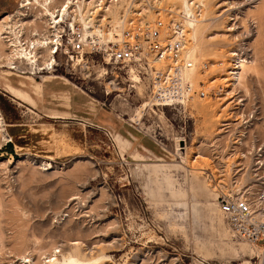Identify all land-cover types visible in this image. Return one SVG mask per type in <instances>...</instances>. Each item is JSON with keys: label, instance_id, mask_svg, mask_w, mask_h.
Listing matches in <instances>:
<instances>
[{"label": "rangeland", "instance_id": "rangeland-1", "mask_svg": "<svg viewBox=\"0 0 264 264\" xmlns=\"http://www.w3.org/2000/svg\"><path fill=\"white\" fill-rule=\"evenodd\" d=\"M179 1L166 4L204 22L183 24L195 88L208 94L186 105L149 107L146 76L132 89L131 67L94 56L34 77L0 59V264H264L216 206L264 143V0H204L200 18ZM20 2L0 0V21ZM238 58L249 63L240 82L227 76ZM5 71L35 108L4 90Z\"/></svg>", "mask_w": 264, "mask_h": 264}, {"label": "bare ground", "instance_id": "bare-ground-1", "mask_svg": "<svg viewBox=\"0 0 264 264\" xmlns=\"http://www.w3.org/2000/svg\"><path fill=\"white\" fill-rule=\"evenodd\" d=\"M203 1L204 0H189V1L181 0L179 2L181 3L182 9H185L190 14L193 11L192 13L195 15V17L200 18L201 17L200 12L201 13L203 12ZM243 1L241 2V4L243 3ZM247 1H251V0H247ZM38 2H40V4H38ZM166 2L167 0H112V2L108 4V2L106 3L103 0H21L19 4V10L15 14L8 15L7 17H5L4 19L0 21V59L7 61L6 66L9 67L8 70L19 71L21 72L20 73L21 75L28 74L29 76L34 77V75L36 74V70H41L42 72L45 71L47 75H51L52 72L54 71V66L56 62L55 57L52 54L54 52V49L56 48L57 42L59 41L58 38L61 35L62 30L64 29L63 28L64 24H66L67 26L69 25L72 27L75 34L80 35V39L85 44L79 56L73 60V63L71 65H77L82 68V66L89 64L90 61H93V56H94L98 58L101 62H103V64H105L106 66L108 65L120 66L121 68L131 67L129 80H131L133 84L135 83V85L130 86V88L132 89L136 88L137 85L141 84L142 78H144L145 76L147 77V79L150 81V84H151L150 76L152 75L154 69L170 70V69H173L174 67L181 69L182 68L181 62L182 61L185 62L186 66L184 69H182L181 76L184 79V81L191 84L192 90H193V91H187L184 95L185 100H183V105H186L188 102L192 101L196 97L197 98L199 97L195 94V92L198 91V89L195 88L196 84L194 83L192 79L193 77H197V72L193 69L194 62L191 59L192 56H189V53L187 51V48H189L190 46L188 47L186 46L187 44L186 35L189 31L186 32L183 24L185 20L187 21V23H189L187 25L188 27L189 25H191V23H196V25H199L200 23L202 24L204 22L198 23L200 20L193 21L191 19H187L186 17L188 15L182 12L180 8L172 4H166ZM250 4L251 3H249V5ZM231 5L232 4H230L229 7H231ZM37 7L39 9V12L34 14L35 19L33 20L27 19L28 13L34 12ZM237 7L235 6V8L233 7L232 8L236 9ZM31 8L33 9V11H31ZM229 11L230 10H228L227 12L228 14H229ZM170 13H174L177 15L176 17H172L169 15ZM263 13H264V9L262 11V14ZM224 14L221 15V17H223ZM236 19L237 18H235L234 16V20ZM138 20L141 21L140 25H145L146 23H153L157 20H161L165 22V24H169V23L173 24L175 22H179L183 29V38L181 40L182 41V51L180 53L179 59L176 61H171L169 59L159 60L153 57L151 58L149 56H144L145 62L149 66V67H146L143 61V53H141L140 54L141 56L139 57H136L137 55L134 56L136 57L134 60L132 61L129 60L125 62L109 61L107 57H102L100 55L98 56L90 55L91 53L89 52H92V48L90 45L87 44L88 43L87 40L84 41L85 38L92 37L94 40L100 41L104 44L109 43V41L114 42L115 35L122 37V34L124 31H130L132 33L136 27V22ZM131 21H134V24L130 25ZM37 22L41 24L42 31H39L38 28L32 29L30 31L29 37H25L24 36L25 26L26 25L31 26L32 23H37ZM97 23L103 27L102 30H99L98 28L99 26H97L98 25ZM104 28L108 29L109 33L103 32ZM174 36L175 35L168 37V38H163L162 42L163 43L169 42L173 44L179 39L178 36L176 37ZM170 38H173V39H170ZM192 39H194L193 36H192ZM107 48L109 49L108 46ZM1 51L2 53L5 52L4 56L2 55ZM40 51L47 53V55L43 56L41 54L42 56H40L39 55ZM82 52H85V53H82ZM84 54H86V57H84ZM194 55L195 54H193V56ZM236 57H239V56L234 52L230 55L231 59H234ZM238 60L233 66L231 65L230 71L227 72L228 74L227 73L226 74L227 76L228 75L234 76V77L238 76L236 79L238 82H240L243 79V73L245 72L246 69H248L247 64L249 63L243 60L241 61L240 60L238 61ZM36 63L37 64L43 63V65L40 66L39 64L40 67H37L34 70H29V68H24L29 65L36 64ZM187 64H189L190 66L187 67ZM67 65H70V64H67ZM48 67L50 69H48ZM232 80H235V79L233 78ZM110 84L114 85L113 82ZM199 87L201 88V91H204V89H202L203 87H201L200 85ZM151 92H152V89L150 93ZM110 94L111 92H106L107 96ZM148 106L149 107L153 106L155 108H161L156 104V100L154 99V97H152V94L149 96ZM222 126H225V125H222ZM0 128H1V125H0ZM1 132L2 130L0 129V133ZM199 173L203 174L201 173V171ZM216 202H217V199H216ZM216 206L218 208V202ZM225 224L228 230L230 231V234H232V236L236 238L233 232L231 231V229L229 228V226L227 225L226 221H225ZM255 249L257 250L260 256V251L257 248ZM56 260L57 259L55 258L53 261L50 260L49 262L51 264H54ZM68 260L71 264H73L71 259H68ZM74 264H79V263H74Z\"/></svg>", "mask_w": 264, "mask_h": 264}, {"label": "built area", "instance_id": "built-area-1", "mask_svg": "<svg viewBox=\"0 0 264 264\" xmlns=\"http://www.w3.org/2000/svg\"><path fill=\"white\" fill-rule=\"evenodd\" d=\"M103 1L108 4L112 2V0ZM169 15L176 17L177 14L170 13ZM140 23L141 21L138 20L134 31L132 33L124 31L122 37L112 34L115 41H109L107 44L96 41L92 37L85 38L84 41L87 40V44L92 48V52H89L90 55L107 57L109 61L125 62L132 61L143 53L146 67L149 66L145 62L144 56L159 60L176 61L179 59L183 38V29L179 22L165 24V22L157 20L145 25H140ZM132 24L134 21L130 22V25ZM97 26H99V30L103 29L100 24ZM63 28L52 54L56 60L54 67H57V62L71 65L85 46L80 35L75 34L71 26L64 24ZM103 32L109 33V30L104 28ZM173 35L179 38L175 43L162 42L163 38ZM181 65V69L176 67L170 70L154 69L150 76L152 89L150 95L152 94L156 104L161 108L183 105L185 93L193 91L191 84L184 81L181 76V71L185 68L186 63L182 61ZM189 66L187 64V67ZM195 94L199 99H204L208 95L201 90L196 91ZM243 169V165L237 167L234 174L240 173ZM244 171H250L249 179L242 177L240 183H235L232 178V189L217 197L218 208L235 237L257 248L260 251V258L264 261V143L253 154L250 167L245 168Z\"/></svg>", "mask_w": 264, "mask_h": 264}, {"label": "crops", "instance_id": "crops-1", "mask_svg": "<svg viewBox=\"0 0 264 264\" xmlns=\"http://www.w3.org/2000/svg\"><path fill=\"white\" fill-rule=\"evenodd\" d=\"M3 74H4V76L5 77H3L2 79L4 80V90L9 94V95H11L13 98H15V99H17V100H19V101H21V102H23V103H25V104H27V105H29L30 107H32V108H35V106H36V103H35V101H34V99L29 95V93L28 92H26V91H24L23 90V88H25L26 86L24 85V83H22V82H19L18 84H19V86H20V88H18V87H15V86H13L12 84H10V81H9V77H11V75L9 76L8 74H7V72L5 71V72H3ZM27 78V80H29L30 81V83H31V87L33 88V92L34 93H36V94H39V93H41L42 92V88H43V84L42 83H37V82H35V81H32L29 77H26ZM34 79V78H33ZM52 81H46V82H44V83H51ZM34 84H38L39 85V87H36ZM64 94H65V96H66V99H67V101L68 102H70V97H69V95L68 94H66L65 92H64ZM50 118H59L58 116H49Z\"/></svg>", "mask_w": 264, "mask_h": 264}, {"label": "trees", "instance_id": "trees-1", "mask_svg": "<svg viewBox=\"0 0 264 264\" xmlns=\"http://www.w3.org/2000/svg\"><path fill=\"white\" fill-rule=\"evenodd\" d=\"M6 147H7L8 151H9L11 154H13L12 145H11V144H7Z\"/></svg>", "mask_w": 264, "mask_h": 264}]
</instances>
